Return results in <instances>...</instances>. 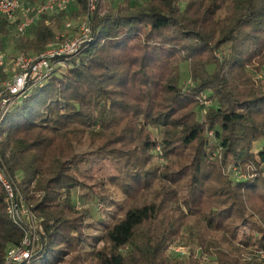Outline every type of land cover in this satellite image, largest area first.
Masks as SVG:
<instances>
[{
    "label": "trees",
    "instance_id": "obj_1",
    "mask_svg": "<svg viewBox=\"0 0 264 264\" xmlns=\"http://www.w3.org/2000/svg\"><path fill=\"white\" fill-rule=\"evenodd\" d=\"M87 14L76 0L22 36L0 15V54L38 55L54 22ZM90 18L66 67L0 116V173L19 186L11 210L0 181V264L26 240L32 257L17 264H183L167 255L180 241L199 251L188 264H264V0H128L106 13L98 0ZM97 158L117 174L94 220L71 195Z\"/></svg>",
    "mask_w": 264,
    "mask_h": 264
},
{
    "label": "built area",
    "instance_id": "obj_2",
    "mask_svg": "<svg viewBox=\"0 0 264 264\" xmlns=\"http://www.w3.org/2000/svg\"><path fill=\"white\" fill-rule=\"evenodd\" d=\"M76 0H0V15L3 16L15 28L16 35L22 36L42 16H56L67 10ZM98 0H88V14L81 20L68 21L65 30L70 37L63 34L57 42L48 45L47 49L34 56L19 53L14 58L8 59L0 54V70L5 75L0 79V116L28 90L30 81L47 77L57 67H66L64 58L78 53L81 45L91 39L92 21L90 14L97 10ZM0 181L7 189V202L10 209L17 208L14 202L15 186L2 173ZM13 200V202H12ZM14 206V207H13ZM26 240L19 248L11 249L5 258V264H17L32 257L33 246Z\"/></svg>",
    "mask_w": 264,
    "mask_h": 264
},
{
    "label": "rangeland",
    "instance_id": "obj_3",
    "mask_svg": "<svg viewBox=\"0 0 264 264\" xmlns=\"http://www.w3.org/2000/svg\"><path fill=\"white\" fill-rule=\"evenodd\" d=\"M127 1L128 0H99V3L101 4V11L103 13H106L109 10L117 11V9L121 5L125 6ZM70 16L71 15H69V17ZM66 20H64L60 25H59V23L54 22V28H55L56 35H57L55 42L58 41V38L61 35L68 33L64 30V24H65ZM69 36L73 37L74 33L72 32ZM6 43H7L6 46L8 47L7 51L9 53L12 52L13 51V48H12L13 44L11 42V38L6 39ZM182 77H183L182 78L183 83L186 82L187 86L192 85L190 77H189L188 64L182 65ZM259 78L260 79L263 78V83H264V72H262L259 75V77H257L258 80H259ZM201 103L204 106H207L210 104V101L207 98H205V99H203V101H201ZM19 111H20V109H18V107L14 108V110L12 112L14 114L11 113L10 116L8 117V119L12 118ZM152 133L155 136L158 135L156 132V129H152ZM209 136L212 138V136H213L212 133H209ZM211 138H210V140H213ZM262 148H264V142H260L259 144H257V146L255 148V152H259V150ZM94 149H96V147L94 146L92 148L89 145V141L87 140L84 143V145L81 148H79V151H81L82 155L85 153L88 154V156L83 157V158H85V160H87V158H92L93 154L91 153V151H93ZM158 150L160 151V153H162L160 148ZM216 154H217V152L214 153V155H216ZM214 158H216V157L214 156ZM161 163H163V160L161 161ZM234 168L235 167L230 166L229 170L233 171ZM116 174H117V171H116V168H115L113 162L108 160V159H101V160L98 159V161H96L91 166H89L87 162L84 165H82L80 167V173L77 174V178L82 183V185L79 188V190L73 191V193L71 195L73 202L77 205V209L79 211L82 209H88L94 220L99 219V217H101V204L99 202V199L104 194L103 188L107 184L106 180L108 177L116 175ZM237 174H239V173H237ZM15 190L18 191L19 186H15ZM16 195H17V193L15 191V197H16ZM90 221H92V220H89L86 223H90ZM33 225H34V223H33ZM95 232H97V231H95ZM103 246H104L103 243H99L97 245L98 248H102ZM167 255L172 262H179V263H183V264H188V262L196 261V259L199 258L198 257L199 251L195 246H193V243H190L188 241H180V242H177V243L170 245V247L168 248V251H167ZM73 257L74 256H72L68 260L69 262L65 263V264H79L77 259L73 260ZM85 263L86 262H84V264ZM206 264H210V263H206Z\"/></svg>",
    "mask_w": 264,
    "mask_h": 264
}]
</instances>
